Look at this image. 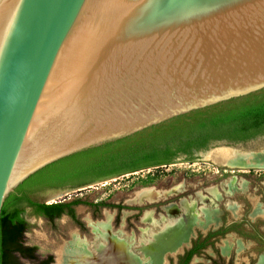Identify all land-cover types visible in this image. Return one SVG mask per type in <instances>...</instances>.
<instances>
[{
	"label": "water",
	"instance_id": "1",
	"mask_svg": "<svg viewBox=\"0 0 264 264\" xmlns=\"http://www.w3.org/2000/svg\"><path fill=\"white\" fill-rule=\"evenodd\" d=\"M262 90L264 0H0V215L57 160Z\"/></svg>",
	"mask_w": 264,
	"mask_h": 264
},
{
	"label": "rangeland",
	"instance_id": "2",
	"mask_svg": "<svg viewBox=\"0 0 264 264\" xmlns=\"http://www.w3.org/2000/svg\"><path fill=\"white\" fill-rule=\"evenodd\" d=\"M228 149L240 153L264 150V136L244 142L214 141L195 151L191 160L179 155L171 163L70 187L61 195L57 191L62 189L54 187L34 190L38 202L79 199L84 203L73 206L76 219L62 214L51 221L25 209L22 242L35 246L39 256L51 254L52 264H82V256L70 249L76 240L91 244L102 228L109 246L93 251L88 262L105 264L120 257L112 248L119 242L122 254L131 257L129 264H176L198 233H206L223 220L238 224L218 241L220 252L226 259L234 254L233 264H239L253 248L264 247L235 234H264V168L228 165ZM229 163L244 165L246 161ZM248 163L264 166V154ZM206 249L202 255L194 254L190 264H212L216 253L211 246Z\"/></svg>",
	"mask_w": 264,
	"mask_h": 264
},
{
	"label": "trees",
	"instance_id": "3",
	"mask_svg": "<svg viewBox=\"0 0 264 264\" xmlns=\"http://www.w3.org/2000/svg\"><path fill=\"white\" fill-rule=\"evenodd\" d=\"M259 136H264V90L179 116L148 131L57 160L25 179L4 200L0 215V264H22L21 259L28 260V264H44L35 253L36 247L22 242L26 207H31L35 215L52 221L62 214L76 219L73 206L84 203L79 199L38 202L29 198L28 191L66 184L79 186L105 174L110 175L108 178L168 164L178 154H187L191 160L195 151L206 149L211 142H244ZM196 251L193 246L184 256H179L176 264H187ZM51 261L52 256H49L46 263Z\"/></svg>",
	"mask_w": 264,
	"mask_h": 264
},
{
	"label": "flooded vegetation",
	"instance_id": "4",
	"mask_svg": "<svg viewBox=\"0 0 264 264\" xmlns=\"http://www.w3.org/2000/svg\"><path fill=\"white\" fill-rule=\"evenodd\" d=\"M194 154V153H193ZM179 155H183L185 156L187 159H188V155L187 154H178L174 157L171 158V161L173 162L176 157H178ZM107 176H110L108 174H105V175H101V176H97V177H94V178H91L85 182H94V181H97V180H101L102 178H107ZM73 186H76V184H66V185H63L61 187H54L56 190L57 189H64V188H70V187H73ZM32 192L33 191H28L27 192V195L29 196V198H31L32 200H34L33 198V195H32ZM27 209L29 210H32L31 207H26ZM40 216V215H38ZM44 217V216H42ZM46 218V217H44ZM235 224H238V223H233V224H228V222L226 221H221L219 222L215 227L211 228L209 231H207L206 233H198L196 238H194L191 242V245L189 246V248H186L184 250V252L180 255L184 256L185 253L187 251H189L193 246H196L197 248V251L195 254H203L204 252H207V247L208 246H211L212 247V251H214L216 254H215V258H211L210 261L212 264H233V257H234V254H231L229 259H226L225 255H223L221 252H220V244L219 242L221 243V238L226 236V234L228 232H231L232 230H234V227H235ZM236 232V231H235ZM237 236H247L246 238H249V240L251 242H253V245H263L264 246V234L260 233H255V234H239V233H235ZM242 238V237H241ZM220 240V241H219ZM242 240H244V238H242ZM215 241L217 242L215 244ZM219 241V242H218ZM215 246H214V244ZM216 247V248H214ZM251 254H249L248 256H246V258L243 260V262H240L239 264H264V247L263 248H253L251 250ZM36 253V252H35ZM37 254V253H36ZM38 255V254H37ZM39 256V255H38ZM49 256H52L51 254H46L44 256H39V261H42L44 264H47L46 263V260ZM193 257V256H192ZM191 257V259H192ZM191 259L187 262V264H190L191 262ZM26 260V259H24ZM246 260V261H245ZM28 261V260H27ZM53 262V257H52V261L49 263V264H52ZM29 263V261H28Z\"/></svg>",
	"mask_w": 264,
	"mask_h": 264
},
{
	"label": "bare ground",
	"instance_id": "5",
	"mask_svg": "<svg viewBox=\"0 0 264 264\" xmlns=\"http://www.w3.org/2000/svg\"><path fill=\"white\" fill-rule=\"evenodd\" d=\"M150 191V190H149ZM145 193V191H142V193ZM140 194V193H139ZM138 194V196H139ZM144 195V194H143ZM152 196V195H151ZM158 197V196H156ZM142 199V198H141ZM144 199V198H143ZM145 201V199H144ZM103 221V220H102ZM105 222V221H104ZM103 222V223H104ZM172 222V221H171ZM169 225V224H168ZM170 226V225H169ZM161 227V226H160ZM104 228V227H103ZM97 231V230H96ZM105 231L101 228L99 230V237L96 238L91 244H88L86 245L85 243V240H76V238L74 240H76V243H74V246L71 251V253H74V254H77V255H81L82 256V259H83V262L82 264H95V263H91L88 262L89 261V258H90V254L94 251V252H97L100 250L101 251V248L102 250H106L109 246V243L105 240L104 236L102 233H104ZM107 233V232H106ZM109 233V232H108ZM110 234V233H109ZM98 236V235H97ZM96 236V237H97ZM111 238V237H110ZM79 239V238H78ZM115 240V239H114ZM151 240V239H150ZM149 240V241H150ZM117 242V241H116ZM145 244V242H144ZM71 245H72V242H71ZM119 245L120 243L117 242L115 246H113L112 248H116L118 250V252H120L121 256L120 257H117L115 258L113 261H108L106 262L105 264H129V260L131 257L127 256V255H124L122 254L123 253V248L120 247L119 249ZM122 248V249H121ZM97 255V254H96Z\"/></svg>",
	"mask_w": 264,
	"mask_h": 264
}]
</instances>
